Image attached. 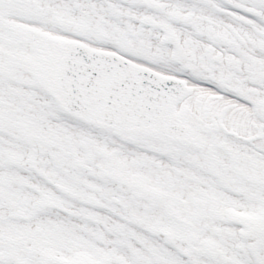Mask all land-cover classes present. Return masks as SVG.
<instances>
[{"label":"snow or ice","instance_id":"6c2138e0","mask_svg":"<svg viewBox=\"0 0 264 264\" xmlns=\"http://www.w3.org/2000/svg\"><path fill=\"white\" fill-rule=\"evenodd\" d=\"M0 264H264V0H0Z\"/></svg>","mask_w":264,"mask_h":264}]
</instances>
